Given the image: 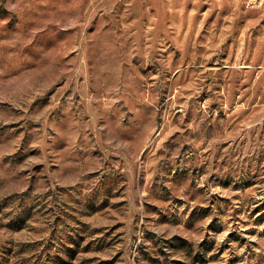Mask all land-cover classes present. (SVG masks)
<instances>
[{
    "label": "rangeland",
    "instance_id": "obj_1",
    "mask_svg": "<svg viewBox=\"0 0 264 264\" xmlns=\"http://www.w3.org/2000/svg\"><path fill=\"white\" fill-rule=\"evenodd\" d=\"M0 0V264H264V0Z\"/></svg>",
    "mask_w": 264,
    "mask_h": 264
},
{
    "label": "built area",
    "instance_id": "obj_2",
    "mask_svg": "<svg viewBox=\"0 0 264 264\" xmlns=\"http://www.w3.org/2000/svg\"><path fill=\"white\" fill-rule=\"evenodd\" d=\"M260 3H261V0H247L246 1V7L253 8Z\"/></svg>",
    "mask_w": 264,
    "mask_h": 264
}]
</instances>
